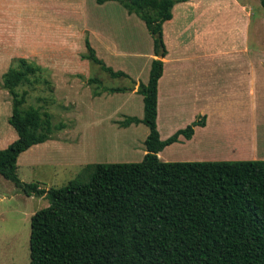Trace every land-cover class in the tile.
<instances>
[{
	"label": "rangeland",
	"instance_id": "obj_1",
	"mask_svg": "<svg viewBox=\"0 0 264 264\" xmlns=\"http://www.w3.org/2000/svg\"><path fill=\"white\" fill-rule=\"evenodd\" d=\"M172 14L162 27L166 56L158 57L144 22L118 2L0 0V149L17 138L8 124L12 98L2 87V75L16 66L15 60L41 68L37 83L17 90L27 93L25 108L47 113L54 126L49 140L18 157L20 180L59 189L72 180L87 182L98 164L141 162L149 129L126 122L143 118V99L136 91L140 82L147 83L155 59L163 62L156 120L161 140L195 123L191 118L198 108L187 107L186 84L198 99L213 96L219 87L209 85L221 83L224 102L233 108L254 68L256 103L263 105L264 10L259 0H189L176 4ZM86 39L99 59L128 78H110L83 59ZM112 88L122 91L109 93ZM256 116L264 155L262 111ZM181 144L167 147L162 161L188 162L185 140ZM48 205L45 196H25L0 176V264L30 263L31 217Z\"/></svg>",
	"mask_w": 264,
	"mask_h": 264
},
{
	"label": "trees",
	"instance_id": "obj_2",
	"mask_svg": "<svg viewBox=\"0 0 264 264\" xmlns=\"http://www.w3.org/2000/svg\"><path fill=\"white\" fill-rule=\"evenodd\" d=\"M114 1L140 18L153 39L154 54L166 56L163 24L178 3L189 0ZM264 10V0H259ZM82 58L110 78H128L99 59L86 39ZM2 75L12 98L8 124L17 138L0 150V176L25 196H45L48 206L30 221L29 264H264V161L163 162L157 154L189 139L204 117L165 140L157 130L158 82L163 62L151 61L140 82L143 123L149 133L138 163L98 164L87 182L72 180L59 189H41L17 174L18 157L49 140L54 126L47 113L25 108L24 84L38 82L41 68L26 59ZM109 93L122 89H109Z\"/></svg>",
	"mask_w": 264,
	"mask_h": 264
},
{
	"label": "crops",
	"instance_id": "obj_3",
	"mask_svg": "<svg viewBox=\"0 0 264 264\" xmlns=\"http://www.w3.org/2000/svg\"><path fill=\"white\" fill-rule=\"evenodd\" d=\"M262 69L264 70V67ZM212 85L215 89L219 87L217 89L219 91H215L213 96L197 99L195 96L192 97V86L186 84L187 107L198 108V115L192 116L191 119L197 123L204 117L205 123L194 126L193 134L189 139H182V136H179L178 141L169 146H177L185 140L188 162L264 161V155L259 153L256 122L257 112L262 111L264 118V100L263 105L257 106L254 68L251 74L247 73L246 88H243L239 102L233 108L224 102L221 83L214 81L209 87ZM167 147L157 154L160 160H164L162 156Z\"/></svg>",
	"mask_w": 264,
	"mask_h": 264
},
{
	"label": "water",
	"instance_id": "obj_4",
	"mask_svg": "<svg viewBox=\"0 0 264 264\" xmlns=\"http://www.w3.org/2000/svg\"><path fill=\"white\" fill-rule=\"evenodd\" d=\"M158 57H163V53L162 52H159L158 53Z\"/></svg>",
	"mask_w": 264,
	"mask_h": 264
}]
</instances>
